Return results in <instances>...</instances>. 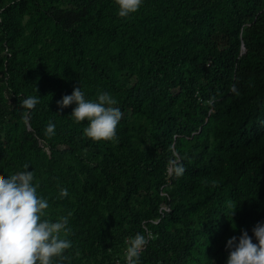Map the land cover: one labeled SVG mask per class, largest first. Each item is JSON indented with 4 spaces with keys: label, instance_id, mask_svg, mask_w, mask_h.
Returning <instances> with one entry per match:
<instances>
[{
    "label": "trees",
    "instance_id": "trees-1",
    "mask_svg": "<svg viewBox=\"0 0 264 264\" xmlns=\"http://www.w3.org/2000/svg\"><path fill=\"white\" fill-rule=\"evenodd\" d=\"M61 2L0 0V67L8 74L0 85V175L33 172L49 203L43 219L72 213L71 247L52 264H90L83 258L91 246L112 254L127 238L145 236L143 221L159 214L170 161L185 171L173 172L172 210L160 224L149 222L156 237L138 264H226L227 240L242 230L252 236L264 223V0H142L126 18L115 0ZM25 15L35 37L51 38L47 53L45 45H20ZM94 43L107 49V66L88 55ZM75 87L86 100L107 92L117 101L116 142L84 137L88 121L71 117L75 103L59 110L57 101ZM8 92L21 133L4 112ZM29 96L39 99L32 130L20 107ZM139 119L155 126L149 151L132 131ZM61 189L68 195L60 197ZM140 194L144 201H133Z\"/></svg>",
    "mask_w": 264,
    "mask_h": 264
},
{
    "label": "clouds",
    "instance_id": "clouds-1",
    "mask_svg": "<svg viewBox=\"0 0 264 264\" xmlns=\"http://www.w3.org/2000/svg\"><path fill=\"white\" fill-rule=\"evenodd\" d=\"M118 16L126 18L136 13L142 0H115ZM230 91L239 94L235 84ZM39 103L37 97L23 99L20 107L25 111V121L30 111ZM75 103L71 113L75 122L87 120L83 129L84 137L94 141H117L116 128L123 113L114 107L117 101L107 93L98 94L97 100H86L81 87H75L70 95H64L57 105L60 111ZM45 134H55V125L48 123ZM172 171L179 177L185 168L176 161H170ZM25 169L29 166L24 165ZM32 171H23L9 177L0 175V264H52L53 258L61 257L71 247L67 239L71 229L69 217H60L56 222L43 219L49 208L47 199L37 194L39 184L34 185ZM68 195L67 189L60 190V197ZM234 214L236 206L229 204ZM63 234V235H62ZM252 236L242 230L239 237L227 240L226 264H264V223L258 222L252 228ZM255 238V243L253 242ZM126 264H138L140 254L148 243V238L137 233L125 241Z\"/></svg>",
    "mask_w": 264,
    "mask_h": 264
},
{
    "label": "rangeland",
    "instance_id": "rangeland-1",
    "mask_svg": "<svg viewBox=\"0 0 264 264\" xmlns=\"http://www.w3.org/2000/svg\"><path fill=\"white\" fill-rule=\"evenodd\" d=\"M61 3H64L63 5H65V7H73L76 2H75V0H62ZM188 14L191 15L193 18H197L200 15V11H192L191 13H188ZM22 21H23V29H22V36L20 38L21 39L20 45L29 46L32 49H37V48H40L42 45H45L44 51H45V53H47V51L49 50L47 44H49V42H51V38L49 36H45V38L34 36L33 24L31 21V17L29 15L23 16ZM34 39H37V40H34ZM244 50H245V48H244ZM8 51H10L9 48H6L2 52V55L7 54ZM35 52H36V50L34 51V53ZM88 55L92 59H94L95 61L97 60V62L101 66H104V67L107 66L108 58H109L108 57V51L103 45H99L98 43L97 44L94 43L92 45L91 49L88 51ZM7 77H8V74L6 72V68L0 67V85L6 84ZM64 95H67V94L63 93L62 97ZM6 98L8 99L7 105L10 107V108L8 107V110L4 109V112L6 113V117L8 119L12 118V119H14V121L20 122L18 119V115L14 114L15 110L13 108H14V102L15 101H13V99L10 98L9 92L6 93ZM3 105H5V104H3ZM23 117H24V122L26 124V127L29 130H32V127L28 121L29 115L26 118L27 122L25 121V116H23ZM22 126H23V122L21 123L20 128H16V130H17L16 133L23 132L24 128ZM154 127L155 126L153 124L148 123L147 121H145V119L137 120L136 129H134L132 131L135 133V137L137 139V146L139 149L149 151V150L154 148V146H155ZM136 133H137V136H136ZM39 146L49 156L51 155V149L45 141L39 139ZM98 154L99 153L97 152V150H94L93 153H91V156L94 159H97ZM149 194L150 195L157 194V189L154 188L153 190H151V192L150 191L145 192V195H149ZM141 196H143V195L140 194V196H134L133 201H144V199ZM181 226H182L181 223H178L176 227H173L170 230L169 235L174 234L175 230ZM154 237H156L155 233H154ZM126 247H127L126 243H123V245H121L118 252H113L112 254H110L111 250L109 249L108 254H107L103 250V248H100L97 245H93L88 250V256H85L83 258V261H86V259L89 258L90 260H92V263H90V264H126L125 255H124ZM94 259H97V260H94Z\"/></svg>",
    "mask_w": 264,
    "mask_h": 264
},
{
    "label": "built area",
    "instance_id": "built-area-1",
    "mask_svg": "<svg viewBox=\"0 0 264 264\" xmlns=\"http://www.w3.org/2000/svg\"><path fill=\"white\" fill-rule=\"evenodd\" d=\"M172 169V165H169L168 167V173H169V176H168V180L167 182L162 185L161 187V195L164 197V199L161 201L160 205H159V214L158 216L152 218V219H149V220H144L143 221V226L144 228L146 229V235L145 237L148 238V243L149 241L154 238V232L153 230L151 229V227L149 226V222H152V223H155V224H160L164 218L171 212L172 210V206L170 204V199H171V196L167 190V188L173 184V178H172V175H173V171L171 170ZM148 243L145 245L144 249H146ZM142 250V251H143Z\"/></svg>",
    "mask_w": 264,
    "mask_h": 264
}]
</instances>
